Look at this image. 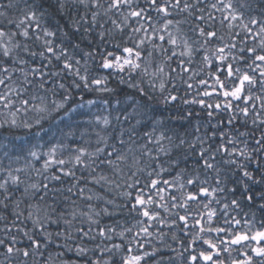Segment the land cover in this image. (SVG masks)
I'll return each mask as SVG.
<instances>
[{"label": "snow or ice", "instance_id": "snow-or-ice-1", "mask_svg": "<svg viewBox=\"0 0 264 264\" xmlns=\"http://www.w3.org/2000/svg\"><path fill=\"white\" fill-rule=\"evenodd\" d=\"M0 264H264V0H0Z\"/></svg>", "mask_w": 264, "mask_h": 264}]
</instances>
